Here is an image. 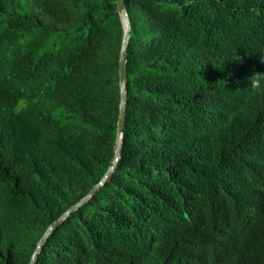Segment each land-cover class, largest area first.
<instances>
[{
  "label": "trees",
  "instance_id": "trees-1",
  "mask_svg": "<svg viewBox=\"0 0 264 264\" xmlns=\"http://www.w3.org/2000/svg\"><path fill=\"white\" fill-rule=\"evenodd\" d=\"M125 6L120 157L34 264H264V0ZM123 34L116 0H0V264L111 166Z\"/></svg>",
  "mask_w": 264,
  "mask_h": 264
},
{
  "label": "water",
  "instance_id": "water-1",
  "mask_svg": "<svg viewBox=\"0 0 264 264\" xmlns=\"http://www.w3.org/2000/svg\"><path fill=\"white\" fill-rule=\"evenodd\" d=\"M117 4V12L120 15L121 22L124 28V34L122 39V44L119 52V66H118V72H119V91H120V102H119V117L117 122V129H116V143H115V152H114V158L111 166L108 168L106 173L104 174L101 181H99L98 184L94 185L91 190L88 192L86 196H84L79 203L76 205L70 207L59 219H57L54 223H52L39 242L37 243L36 249L34 250L31 260L29 264H34L37 254L40 252L42 245L44 244L46 238L48 235L52 232V230L62 221L64 220L71 212L75 211L78 207H80L83 203L88 201L92 196L96 193V191L104 184V182L109 178V176L114 171L117 161L120 157L121 152V145H122V138H123V129H124V122H125V116H126V48L128 39L130 36V22L128 13L125 6V0H116Z\"/></svg>",
  "mask_w": 264,
  "mask_h": 264
},
{
  "label": "clouds",
  "instance_id": "clouds-1",
  "mask_svg": "<svg viewBox=\"0 0 264 264\" xmlns=\"http://www.w3.org/2000/svg\"><path fill=\"white\" fill-rule=\"evenodd\" d=\"M260 63L264 64V56L260 57ZM250 88L254 91L264 88V72H256L250 77ZM28 105L22 99L19 101L18 106L14 109L16 114H19L21 110H26Z\"/></svg>",
  "mask_w": 264,
  "mask_h": 264
}]
</instances>
